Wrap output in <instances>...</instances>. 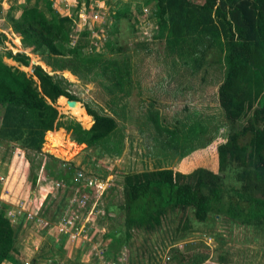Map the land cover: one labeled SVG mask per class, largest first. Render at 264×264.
Returning <instances> with one entry per match:
<instances>
[{"label":"rangeland","instance_id":"1","mask_svg":"<svg viewBox=\"0 0 264 264\" xmlns=\"http://www.w3.org/2000/svg\"><path fill=\"white\" fill-rule=\"evenodd\" d=\"M26 1L0 0V32L7 35L0 42V58L32 74L33 65L44 62L42 56L23 47L7 19L12 9L20 14V5ZM47 1H41L42 8L50 17ZM51 1L55 13L69 19L72 44L88 39L85 53L109 56L115 52L128 61L125 89L130 92L117 87L100 70L75 74L69 69L53 72L52 67L41 65L65 79L80 99L71 103L61 97L56 101L65 117L61 120L75 119L90 128L93 119L83 121L71 112L87 105L112 115L119 126L93 147L74 141L75 145L64 128L48 131L43 147L48 155H40L35 184L33 153L20 148L25 139L19 144L0 142V209L16 230L20 264H97L95 259L106 255L104 235L111 231L124 235V211L117 206L123 202L126 173L165 167L182 172L197 167L218 170L217 148L229 133L219 103L226 68L217 61V48L203 56V45L195 49L193 39L169 45L156 29V0H89V4L81 0V5L79 0ZM125 6L130 15L114 28L115 11ZM84 30L91 32L87 38L81 34ZM9 50L28 53L29 69L11 59ZM154 114L162 127L175 131L174 136L156 127L151 118ZM59 132L64 139L52 150ZM55 164L58 172L68 175L75 168L73 175L46 176L45 167ZM227 182L236 183L234 174L229 173ZM108 206L113 215L106 219ZM132 233L117 253L116 261L126 257L121 264H264V232L218 215L198 221L190 210H176L155 230L135 229Z\"/></svg>","mask_w":264,"mask_h":264},{"label":"trees","instance_id":"2","mask_svg":"<svg viewBox=\"0 0 264 264\" xmlns=\"http://www.w3.org/2000/svg\"><path fill=\"white\" fill-rule=\"evenodd\" d=\"M41 1L27 0L20 5V14L12 9L7 19L23 47L41 55L44 62L38 60L40 65H33V73L28 74L0 58V142L19 144L25 139V145L20 143V148L33 153L30 161L34 184L42 163L40 155H48L43 151L48 131L64 128L71 133L73 142L93 147L119 126L112 115L87 105L86 109L76 108L71 112L83 121L93 119L90 128L75 119L61 120L65 117L56 101L61 97L80 99L70 91L65 79L43 67H52L53 72L69 69L75 74L78 70L92 74L100 70L117 87L130 92L125 89L129 82L128 61L115 52L112 56L85 53L88 39L80 38L72 44V31L66 23L69 19L55 13L51 0L45 2L49 17ZM81 3L79 0L78 4ZM126 15H130L128 6L115 11L114 28ZM153 15L156 29L169 45H183L193 39L195 49L203 45L200 50L203 56L207 50L217 48V61L226 68L219 87V103L229 133L217 148V171L197 167L182 172L165 167L124 175L123 202L117 206L124 211V235L116 231L104 235L107 259L117 258L124 242L132 238L133 230H155L176 210H190L198 221L218 215L264 232V0H156ZM81 34L87 38L91 32L84 30ZM6 39L7 35L0 32V42ZM9 54L29 69L28 53L9 50ZM155 115L151 118L156 127L174 136L175 131L162 127ZM59 134L64 133L55 134L52 150L64 139ZM57 169L56 164L45 167L46 176L68 178L75 170L72 167L68 175ZM229 173L234 174L236 183L227 182ZM110 207L105 208L106 219L113 215ZM19 255L16 230L0 210V264H20Z\"/></svg>","mask_w":264,"mask_h":264},{"label":"built area","instance_id":"3","mask_svg":"<svg viewBox=\"0 0 264 264\" xmlns=\"http://www.w3.org/2000/svg\"><path fill=\"white\" fill-rule=\"evenodd\" d=\"M75 44V43H73ZM1 210V209H0ZM8 217V216H7ZM95 259V258H94ZM126 257L121 256L119 258L118 261H116L115 259H107L105 256L101 257L99 260L95 259V262H97V264H121V262H123V260H125Z\"/></svg>","mask_w":264,"mask_h":264},{"label":"water","instance_id":"4","mask_svg":"<svg viewBox=\"0 0 264 264\" xmlns=\"http://www.w3.org/2000/svg\"><path fill=\"white\" fill-rule=\"evenodd\" d=\"M71 101V103H73L74 102V100H70Z\"/></svg>","mask_w":264,"mask_h":264}]
</instances>
